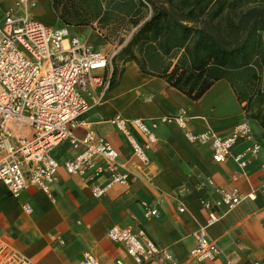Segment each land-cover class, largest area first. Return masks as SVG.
Instances as JSON below:
<instances>
[{
    "label": "crops",
    "instance_id": "crops-1",
    "mask_svg": "<svg viewBox=\"0 0 264 264\" xmlns=\"http://www.w3.org/2000/svg\"><path fill=\"white\" fill-rule=\"evenodd\" d=\"M14 1L0 0V21L5 10L14 9ZM45 1L50 7V0ZM69 30L93 49L112 50L103 35L89 26H69ZM93 38L96 39L90 42ZM115 65L118 70L106 96L81 116L83 123L75 133L82 135L91 129L107 138L118 151L119 169L127 172L128 182L114 183L96 197L91 183L104 185L108 172L89 181L68 174L60 165L49 194L28 185L13 197L0 183V243L34 264H78L85 251L102 264H117V260L131 264L124 247L106 236L107 229L116 224L143 228L155 244L172 254L176 264H191L188 253L194 244L192 233L206 222L201 197L214 200L220 195L217 188L237 187L243 198L235 207L212 206L218 218L207 225L206 233L219 245L220 253L200 264H222L225 259H232L235 264H252L264 259V101L252 105L251 93L250 100L241 99L236 86L225 78L216 80L198 99H192L163 77L142 72L134 61ZM181 110L188 117V128L194 132L211 130L225 135L248 118L253 135L261 144L259 153L253 157L244 154L247 163L241 168L232 154L243 152L249 143L240 140L224 162H213L208 143L190 142L185 130L174 121L160 120ZM258 110L261 118L254 116ZM115 115L158 121L157 144L150 151L149 164L142 165L137 160L126 135L108 121ZM50 153L61 164L75 151L64 140ZM234 175L236 180L232 179ZM208 179L213 184H200ZM178 188L185 189L181 199L175 196ZM143 201L157 214L146 217ZM24 203L30 205L29 213L23 211ZM181 206L183 211L178 210ZM141 264L165 263L148 259Z\"/></svg>",
    "mask_w": 264,
    "mask_h": 264
},
{
    "label": "built area",
    "instance_id": "built-area-1",
    "mask_svg": "<svg viewBox=\"0 0 264 264\" xmlns=\"http://www.w3.org/2000/svg\"><path fill=\"white\" fill-rule=\"evenodd\" d=\"M35 6L36 0H15L14 9L5 10L0 21V183L13 197L28 185L38 186L49 194L61 165L68 174L89 181L108 172L104 185L91 183L92 194L101 196L114 183L126 184L128 174L119 169L118 151L107 138L91 129L77 135L75 129L83 123L81 116L106 96L113 80L112 58L116 51L93 49L72 34L68 25H46L31 17L30 9ZM160 120L174 121L185 130L190 142L208 143L215 163L224 162L240 140L249 143L243 152L232 154L241 168L247 163L244 154L253 157L261 148L248 118L235 124L225 135L211 130H190L184 110L173 116L164 115ZM108 121L126 135L137 160L142 165L149 164L150 151L157 144L158 121L120 115ZM64 140L75 153L60 164L50 150ZM232 179L236 180L237 176ZM205 183L213 184V181L208 179L200 184ZM219 190L220 195L214 200L200 199L206 211V222L192 233L194 244L188 253L191 264L213 260L220 253L219 245L206 233L207 225L218 218L212 206L232 209L243 198L237 187L216 189ZM184 192V188H178L175 196L181 199ZM261 192L264 193V185ZM142 204L146 217L157 214L147 202ZM22 209L27 213L31 211L26 203ZM178 210L183 211L184 207ZM106 236L124 247L131 264H141L148 259L176 264L172 254L155 244L141 227L132 229L114 224L107 229ZM116 263L125 264L121 260ZM0 264L34 263L0 243ZM78 264L102 263L90 251H85ZM222 264L235 263L225 259ZM252 264H264V259L254 260Z\"/></svg>",
    "mask_w": 264,
    "mask_h": 264
},
{
    "label": "trees",
    "instance_id": "trees-1",
    "mask_svg": "<svg viewBox=\"0 0 264 264\" xmlns=\"http://www.w3.org/2000/svg\"><path fill=\"white\" fill-rule=\"evenodd\" d=\"M197 1L187 7L185 0H123L125 9L136 6L141 12L149 7L150 15L121 48L122 62H136L142 72L163 77L192 99L225 78L236 86L241 99L250 100L254 80L264 71V8L250 7L235 19L228 17L225 31L217 19L225 0H207L202 7L196 6ZM210 2L218 8L206 13ZM99 4L96 14L102 10ZM113 58L115 79L118 69ZM254 116L261 118L260 110Z\"/></svg>",
    "mask_w": 264,
    "mask_h": 264
},
{
    "label": "rangeland",
    "instance_id": "rangeland-1",
    "mask_svg": "<svg viewBox=\"0 0 264 264\" xmlns=\"http://www.w3.org/2000/svg\"><path fill=\"white\" fill-rule=\"evenodd\" d=\"M123 0H57L54 4V0H50V7L46 6L48 1L36 0V6L30 9V16L37 18L46 23L51 22V25L66 24L68 26L86 25L94 29L95 31L104 35H107L108 42L112 45V49L115 50L114 63H121L123 55L120 54L121 48L131 38L132 33L136 28L149 17L150 8H143L141 12H137V7L129 6L125 9L123 7ZM137 2V0H134ZM181 1V0H175ZM187 7H191L194 0H185ZM207 0H198L197 7H202ZM224 1V0H223ZM97 3H100L102 10L99 13H95L97 9ZM210 2L209 9H206V13L211 12L215 8H218V4L213 5ZM250 7H262L264 8V0H225L224 7L220 9V16H218V22L221 28L225 31L229 30L227 23L229 19H235L237 14L241 10ZM186 8V7H185ZM40 14V16H37ZM136 14V16H134ZM62 15V17L60 16ZM57 24H56V23ZM187 24H190L186 22ZM84 37V36H82ZM96 39V38H95ZM93 39H89L92 42ZM98 39V38H97ZM106 48L110 46L105 44ZM254 96L253 104L259 103L261 95H264V71L259 72L258 79L254 80ZM260 90V91H259ZM262 90V91H261Z\"/></svg>",
    "mask_w": 264,
    "mask_h": 264
}]
</instances>
